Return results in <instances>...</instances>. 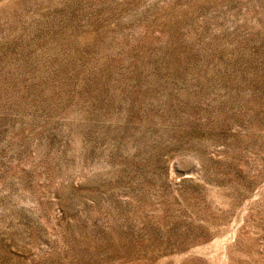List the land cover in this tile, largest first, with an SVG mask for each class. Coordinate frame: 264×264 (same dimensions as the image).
<instances>
[{
    "label": "rangeland",
    "instance_id": "1",
    "mask_svg": "<svg viewBox=\"0 0 264 264\" xmlns=\"http://www.w3.org/2000/svg\"><path fill=\"white\" fill-rule=\"evenodd\" d=\"M0 264H264V0H0Z\"/></svg>",
    "mask_w": 264,
    "mask_h": 264
}]
</instances>
